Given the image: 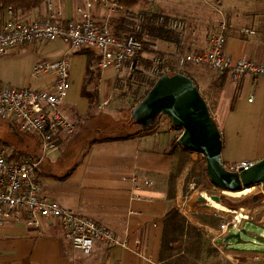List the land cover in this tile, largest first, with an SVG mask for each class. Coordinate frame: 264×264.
<instances>
[{
    "label": "crops",
    "instance_id": "1",
    "mask_svg": "<svg viewBox=\"0 0 264 264\" xmlns=\"http://www.w3.org/2000/svg\"><path fill=\"white\" fill-rule=\"evenodd\" d=\"M248 1L255 6L242 9L233 4L231 8H222V16L216 11L219 8L210 2L215 12L196 15L200 21L195 17L196 25L189 24L183 46L160 41V53L170 59L169 67L174 69L178 55L204 48L207 45L206 29L222 19L227 21L228 27L227 53L238 60L264 64V0ZM80 7L88 10L97 21L108 23L113 33L120 35L123 12L110 13L101 3L90 7L87 0H47L40 7L18 15L24 20L35 21L44 20L54 12L59 21L67 24L79 17L77 10ZM193 30L198 33L193 35ZM244 30L254 33H244ZM87 52L75 50L60 40L24 45L0 59V83L20 89H51L55 83L54 73L35 76V66L61 59L70 62V90L62 110L78 124L77 135L62 139L53 159L47 157L36 177L46 197L80 216L98 221L126 245L97 243L93 252L85 256L71 246L55 221H43L39 233L28 228L26 219L22 218L0 227V264H162L160 255L166 219L170 212L179 208L187 224L198 230L218 251L216 257L203 253L197 264H264V215L257 216L264 206L256 205L255 217H251L247 208L248 221L243 222L240 229L231 228L225 237L217 234L220 225L232 217H240L237 210L241 206L233 210L220 196H216L217 201L212 199L214 196L207 199V207L203 209L184 206L185 180L191 171L188 160L193 153L170 146L157 137L159 131L173 127L171 123L165 129L130 139L89 140L88 122L84 118L89 113L90 102L83 91L86 82L90 81V65L97 74L86 88L89 93L95 90L98 111L113 102L117 92L126 87L130 76L126 71L101 69L98 55L91 50V55ZM90 56L93 57L91 62ZM150 57L151 52L144 55L141 69H150ZM184 69L186 73H181L200 88L217 121L226 168L263 159L264 77H244L234 81L207 67L189 65ZM87 141L90 142L82 149L80 159L73 167L66 168L72 152ZM61 166L63 169L59 170ZM135 178L137 182H134ZM145 181L152 185H145ZM249 191L251 189L235 194L222 191V196L241 200L251 193L245 194ZM237 234H240L239 238L227 241L228 236Z\"/></svg>",
    "mask_w": 264,
    "mask_h": 264
},
{
    "label": "built area",
    "instance_id": "2",
    "mask_svg": "<svg viewBox=\"0 0 264 264\" xmlns=\"http://www.w3.org/2000/svg\"><path fill=\"white\" fill-rule=\"evenodd\" d=\"M93 3L103 4L112 13L123 10L117 1L88 0V6ZM77 12L79 17L67 24L59 21L58 14L54 12L44 20L27 21L12 7L0 5V59L24 45L60 40L78 51H94L99 57L101 69L126 71L131 79L139 80L136 78L142 70L144 55L155 48V42L159 41L151 36L149 30L144 29L143 24L148 23L145 17L139 12H128L125 16V33L117 36L108 23L97 21L88 10L78 8ZM219 13L222 16L221 11ZM151 24L170 32L166 39L168 41H183L189 32V25L185 20L171 16H160ZM227 28L225 19L209 26L205 31L207 45L199 51L178 55L174 61V70L182 72L186 66L192 65L210 68L221 75L230 76L234 81L244 77H264V64L246 59L238 60L227 53ZM243 32L254 33L249 30ZM197 33L198 31L193 30V35ZM151 63L147 74L140 75L147 84L170 71V59L159 52L154 53ZM50 72L55 76L51 89H20L0 83V118L15 123L14 126L24 135H36L41 143L38 159L27 158L21 161L10 160L8 150L0 145V227L25 218L27 227L40 233L43 221H55L71 246L85 256L93 252L97 243L125 246L111 229L46 197L37 180L36 174L39 173L43 160L48 157L47 154L56 151L62 139L77 131L72 116L62 110L70 90L71 64L68 60L61 59L56 62H41L34 69L35 76ZM183 134V128L171 127L156 135L171 146ZM254 163L244 161L230 170H247ZM137 181L135 178L134 182ZM145 185L151 186L152 183L145 181ZM241 224L240 217H232L220 225L217 234L225 237L231 228L240 229Z\"/></svg>",
    "mask_w": 264,
    "mask_h": 264
},
{
    "label": "rangeland",
    "instance_id": "3",
    "mask_svg": "<svg viewBox=\"0 0 264 264\" xmlns=\"http://www.w3.org/2000/svg\"><path fill=\"white\" fill-rule=\"evenodd\" d=\"M210 2L212 5L214 4L215 7L219 8L216 11H223L222 8L224 9L231 8V6H234L233 4H235L237 8L241 6L242 9H248V8L250 9L255 6V3H253L252 1L247 2V0H223V5H222V0H146L144 6H142L141 8H146L148 11L154 13H160L162 15H169L173 18H180L185 20L188 23V25L189 24L194 25L196 22V21L194 22L195 17H197L196 15H199L201 13L204 14L206 12H215L214 9H212L215 7L212 5L210 6ZM87 4H88V0H87ZM95 4L97 3H93L91 4V6ZM135 10L137 11L138 9ZM187 37L188 34L184 37V40L178 42L177 45L183 46L186 43ZM159 42L160 41H156L154 44L155 48L150 49L151 52L150 59L153 58L154 53L156 52L160 53ZM182 71H183L182 73H186L187 70L185 71V69H183ZM147 72H148L147 70L142 69L141 72L139 73V76L137 75L138 78H136L139 80L129 79L126 87L122 89V92L120 90L117 92L111 104L109 103L105 107L99 109V111L97 110L98 113L97 117L91 120L90 122H88V124L86 125L88 130L87 133L89 140L104 138L107 136H111V137L117 135L124 136L128 134L129 131L137 130V127L134 126L129 127L128 125L130 119V111L132 107H134V105L137 104V102L140 100V98L145 94L147 90L148 84L147 82H145L144 78L141 79L142 76H140V75L144 76V74H147ZM91 92L94 93L95 90L93 89ZM202 95L204 96V94ZM169 123H171L170 119L164 117L161 120L160 125L156 129L159 128L165 129V127ZM122 124H126L127 126L121 128ZM81 125L82 123H80V126ZM117 126L120 127V131H118ZM32 137L38 139L36 135H24L20 133V131L17 130L16 127H14L12 124L0 120V144H2L1 146L3 145L5 146V148L8 150V153L10 155L13 154L14 150L16 151L23 150L24 152L28 153L29 151L28 144L34 146V140ZM89 142L90 141H87L81 144L80 146L79 145L77 146V149H75L72 152L73 155L69 163L66 162V168L67 167L71 168L75 165L77 159H80L78 157L82 153V149L85 148V146L88 145ZM39 144L41 146L40 140H39ZM32 149L33 152H36L34 148ZM54 152L48 153L47 156L53 159ZM32 155H34V153H31V156ZM188 163L190 165L191 171L185 180L184 198H183L185 207H188L190 205L192 209L193 208H196V210L203 209L207 207V199H209L212 196H220L223 198V201L227 204V206L231 207L233 210L238 209L241 206L240 209L237 211H240L239 213H240V218L242 219V224L243 222L245 223L248 221L249 217L247 211L249 210L251 211L250 213L251 217H255L258 213H259L257 215L258 217L264 215L263 209L260 212H257V214L255 215L253 214V210L256 207V205L264 206V195H263L262 186L250 188L251 191L246 192L245 194H248L250 192L251 193L241 200H237L229 195L222 196L223 192L217 188H214L208 179L206 173V162L203 155L193 153L191 155L190 160H188ZM61 169H63L62 166L59 167V170ZM224 192L229 194H235L226 191ZM254 196H258L257 202H254L253 199ZM202 197L205 198L204 201H200V199L198 200V198H202ZM210 201L213 202L212 200H209V202ZM243 206L246 208H244ZM179 210H181V208H179ZM179 210L176 211L180 213L181 211ZM216 260L219 261L218 259Z\"/></svg>",
    "mask_w": 264,
    "mask_h": 264
},
{
    "label": "water",
    "instance_id": "4",
    "mask_svg": "<svg viewBox=\"0 0 264 264\" xmlns=\"http://www.w3.org/2000/svg\"><path fill=\"white\" fill-rule=\"evenodd\" d=\"M164 117L170 119L173 127L184 129L177 141L179 146L187 152L203 155L208 179L215 188L237 193L262 186L264 195V158L247 170L238 172L226 168L222 161L223 141L219 126L207 100L190 77L181 73L161 76L130 111V121L142 132L155 130ZM212 199L217 201L219 198L214 196ZM253 199L257 202L258 196ZM239 237L240 234L231 235L227 241Z\"/></svg>",
    "mask_w": 264,
    "mask_h": 264
},
{
    "label": "trees",
    "instance_id": "5",
    "mask_svg": "<svg viewBox=\"0 0 264 264\" xmlns=\"http://www.w3.org/2000/svg\"><path fill=\"white\" fill-rule=\"evenodd\" d=\"M45 1L47 0H0V5H2L3 7H8V6L12 7L14 11L18 14L19 12L26 13V12L32 11L40 7V5H42ZM109 1H117L118 4L121 7H123V10H119L123 12V18L121 19V23H120L121 33L120 35H117V36L124 35L125 28H126L125 15L128 12L134 11V12H139L140 14H142L145 17V19L148 21L147 24H143V27L144 29L150 31V34L154 39L159 40V41L173 43V44L178 43L174 40H169V41L166 40L167 37L170 35V32L166 31L165 28L163 27L158 28V27H155L153 24H151L152 21L157 20L160 16L169 17V15H162L160 13H154V12H151L145 9H139L137 11L135 10L138 7L144 6V3L146 0H109ZM81 51L89 52L90 50H81ZM91 59H93L92 56H90V62H91ZM178 73H181V72H176L174 69L170 68V71L163 73L161 76L165 74L175 75ZM96 74H97L96 72L92 71L91 65H90L88 69V76H91L92 78L90 77L89 82H91L95 78L93 76H96ZM156 81L157 79L148 82L147 90L145 94L137 102V104L148 94V92L153 87ZM89 82L88 81L86 82V85H85L86 87L89 84ZM86 87L84 88L83 95L86 96V98L90 102V110H89L88 115L84 118V121L90 122L91 120L97 117L98 115L97 110L99 106L97 105L96 94L87 92ZM136 105H134V107ZM0 120L5 121L12 125L15 124L13 122L6 121L1 118ZM128 125L129 127L130 126L137 127L132 124L130 119H129ZM125 126L127 125L122 124L121 128ZM117 128H118V131H120V127L117 126ZM16 129L18 130L17 126H16ZM146 133H150V131L142 132L140 128L137 127V130L129 131V133L124 136H121V135L112 136V137L107 136L104 138H99V140L113 141V140L130 139V138L137 137V136H140ZM76 135H77V131L73 136H71V138L75 137ZM32 138L34 140V146H31L30 144H28V149H29L28 153L24 152L23 150L22 151L14 150L13 154L10 155L9 159L14 160V161H21L27 158L38 159V157L41 154V151H40L41 146L39 144L38 139H35L34 137ZM173 147H179L181 149H184L183 147L179 146L177 143H174ZM32 148H34L36 152H33ZM31 153H34V155L31 156ZM45 160H47V158L44 159L43 162ZM203 253L210 255V256L214 255L216 257V255L218 254V251L216 248H214L211 245V243L198 230H196L194 227L187 224L185 217L183 215H181L177 211L170 212V214L168 215L166 219V223L164 227L160 262L162 264H197L196 262L200 261Z\"/></svg>",
    "mask_w": 264,
    "mask_h": 264
}]
</instances>
